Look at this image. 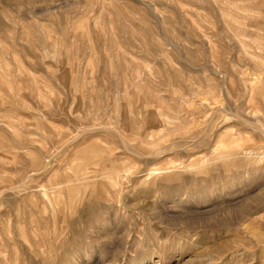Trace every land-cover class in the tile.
Returning a JSON list of instances; mask_svg holds the SVG:
<instances>
[{"label":"rangeland","instance_id":"rangeland-1","mask_svg":"<svg viewBox=\"0 0 264 264\" xmlns=\"http://www.w3.org/2000/svg\"><path fill=\"white\" fill-rule=\"evenodd\" d=\"M81 176L59 244L42 193ZM36 232L46 264H264V0H0V264Z\"/></svg>","mask_w":264,"mask_h":264},{"label":"bare ground","instance_id":"bare-ground-1","mask_svg":"<svg viewBox=\"0 0 264 264\" xmlns=\"http://www.w3.org/2000/svg\"><path fill=\"white\" fill-rule=\"evenodd\" d=\"M56 135V134H55ZM57 137V136H56ZM237 140V139H236ZM235 141V140H234ZM239 142V141H238ZM238 142H236V143H238ZM232 143H234V142H232ZM240 143V142H239ZM238 143V144H239ZM226 146V145H225ZM237 145H235L234 147H236ZM239 146V145H238ZM231 147H233V146H231ZM237 149V148H236ZM223 153V152H222ZM221 154V153H220ZM224 154V153H223ZM222 154V155H223ZM226 154V153H225ZM221 155V156H222ZM220 156V155H219ZM225 156H222V158H224ZM232 157V156H231ZM74 163V162H73ZM227 165V164H226ZM200 166V165H199ZM231 166H232V164H231ZM192 167H194V166H192ZM191 167V168H192ZM108 168V167H107ZM228 169V168H227ZM83 171V170H82ZM229 171V170H228ZM75 172H76V169H75ZM82 173V172H81ZM102 173V172H101ZM65 176V175H64ZM56 177V176H55ZM52 180V179H51ZM98 180V179H97ZM117 180V179H116ZM113 181H114V179H113ZM94 182H95V184H94ZM219 182H220V180H219ZM244 182V181H243ZM242 182V183H243ZM241 183V182H240ZM58 185H57V187H56V190H54L53 191V193H52V195H49V194H47L46 192H44V193H42V194H44L45 195V197L44 198H46V200H47V203H51L50 204V206H51V209H52V214H53V218H55L54 220H55V224H53V225H51L52 227L49 229V231L51 232V233H53V235H54V240H56L57 241V243H61V241H63L64 240V236H65V234H62L61 233V231L63 230H61V231H59L60 229L57 227V219L56 218H62V217H60V214L62 215V213H63V218L65 219H67L68 218V216H67V214L69 215V214H72L75 210H76V207L79 205V203H81V200H82V198L85 196V194H86V192L87 191H89V189L91 188H94V190L93 191H95V188L98 186H101V184H102V181L101 180H98V181H96V180H93V179H89L88 177H76V178H69V179H67L66 181H64V182H59V183H57ZM97 184V185H96ZM213 184V183H212ZM237 184V183H236ZM235 184V185H236ZM248 184V183H247ZM246 184V185H247ZM227 185V184H226ZM232 185V184H231ZM234 185V186H235ZM230 186V185H229ZM234 186H232V187H234ZM237 186V185H236ZM53 187V186H52ZM103 187V186H102ZM231 188V187H230ZM229 188V189H230ZM53 189V188H52ZM202 189V188H201ZM222 189V188H221ZM99 190L101 191V189L99 188ZM102 190H104L105 191V189L103 188ZM107 190V189H106ZM233 190V189H232ZM248 190V189H247ZM92 190H91V192H93ZM224 191V190H223ZM103 191H101V193H102ZM113 192V191H112ZM218 192V191H217ZM219 192L221 193V191L219 190ZM88 193V192H87ZM104 193V192H103ZM116 193V192H115ZM90 194H92V193H90ZM113 194V193H112ZM122 194V193H121ZM226 194V193H225ZM110 195V194H109ZM215 195V194H214ZM227 195V194H226ZM218 196V195H217ZM216 196V197H217ZM53 197V198H52ZM54 199V200H53ZM183 200V199H182ZM171 204V203H170ZM48 206V205H47ZM59 206H61V209L59 208ZM92 206V205H91ZM37 207V206H36ZM44 209V208H43ZM45 209H47V210H44L43 211V213H46L47 211H48V208L46 207ZM39 212H40V210H39ZM106 212H107V210L106 211H102L101 209H99V210H97V216L99 215V214H102V216H100V217H102V219H103V217H105V214H106ZM109 212V211H108ZM249 212V211H248ZM42 213V212H41ZM76 213V212H75ZM75 213H73V214H75ZM33 215V214H32ZM38 215V214H37ZM36 215V216H37ZM47 215H48V212H47ZM45 216V215H44ZM107 216H109V215H107ZM111 216H113V215H111ZM45 217H47V216H45ZM48 217H50V216H48ZM35 218V217H34ZM34 218H32V219H34ZM109 218H110V216H109ZM37 220V219H36ZM39 220H41V219H39ZM106 220H107V222H108V220H110V219H107L106 218ZM111 220H112V218H111ZM38 221V220H37ZM70 221V220H69ZM83 221V220H82ZM101 221V220H100ZM35 222V221H34ZM39 222V221H38ZM99 222V221H98ZM105 223V222H104ZM39 224V223H38ZM64 224V223H63ZM96 224H98V223H96ZM37 225V224H36ZM47 225V224H46ZM59 225V224H58ZM68 225V224H67ZM186 225V224H185ZM32 226H33V224H32ZM85 226V225H84ZM92 226V225H91ZM94 226H97V225H94ZM36 227V226H35ZM41 227V226H40ZM63 228H64V226H62ZM79 226H77V228H78ZM248 227V226H247ZM86 228V227H85ZM90 228V227H89ZM98 228V227H97ZM107 228V227H106ZM250 228V227H249ZM5 229H8V228H6L5 227ZM33 229H34V227H33ZM67 229V228H66ZM65 229V230H66ZM82 229V228H81ZM45 230V229H44ZM99 230V229H98ZM12 231V230H11ZM15 231V230H14ZM35 230H33V232H34ZM46 231V230H45ZM47 231H48V229H47ZM77 231V230H76ZM91 231H95L96 232V230H92V228H91ZM100 231V230H99ZM8 232V231H7ZM19 232V231H18ZM17 232V233H18ZM22 232V231H21ZM40 232V231H39ZM63 232V231H62ZM103 232V231H102ZM37 233V235L35 234V238H36V236L38 237V243L37 244H34V245H32V246H30V247H28V249L27 250H29V252L32 254V260H34V262H35V264H46V261H47V258H48V256H47V254L45 253V251H47V252H49L50 250H49V246L46 248V246L49 244V241H43L42 240V237H43V233H38V232H36ZM50 233V234H51ZM73 233V231H71L70 233H69V235L70 234H72ZM83 233L85 234L84 235V237H86V236H88V234H89V232H87V231H83ZM93 234H94V232H92ZM97 233H99L98 231H97ZM14 234V233H13ZM96 234V233H95ZM184 234V233H183ZM92 235V234H91ZM19 236V235H18ZM96 236V235H95ZM97 236H98V234H97ZM182 236V235H181ZM193 236V235H192ZM10 237V236H9ZM78 237V236H77ZM92 237H93V235H92ZM190 237V236H189ZM51 238V237H50ZM79 238V237H78ZM100 238V237H99ZM126 238V237H125ZM186 238V237H185ZM37 239V238H36ZM46 239V238H45ZM49 239V238H48ZM86 239V238H85ZM90 239L91 238H89V241H90ZM92 239H94V237L92 238ZM29 240V239H28ZM51 240V239H50ZM96 240H97V237H96ZM129 240V239H128ZM182 240V239H181ZM178 241L177 243H176V245H172V246H170L169 247V249H171V248H176L178 251L180 250L182 253H183V251H185V249L187 248V246L189 245V243L191 242V244H195L196 242L198 243L199 242V240L200 239H195L194 237H192L191 238V240L190 241ZM92 241V240H91ZM95 241V240H94ZM78 242V243H77ZM77 242H75L74 244L76 245V246H79V248L77 249V248H75V249H67V246H65V252H64V255L63 256H61V258H59L58 257V255H55V257H54V259H53V261H52V263L51 264H82V257L84 256V255H88L89 254V252H90V249L93 247V243L92 242H89V247L87 248H84L83 246H81L79 243H81V240L80 241H78L77 240ZM2 243V242H1ZM0 243V244H1ZM27 243V242H26ZM31 243V242H30ZM84 243V242H83ZM86 243H87V239H86ZM86 243H85V245H86ZM92 243V244H91ZM23 244V243H22ZM32 244V243H31ZM74 246V245H73ZM124 246V245H123ZM219 246V247H218ZM216 248H215V251H217L221 246L220 245H218ZM2 247H3V245H2ZM53 247V246H52ZM62 247V246H61ZM60 247V248H61ZM163 248V247H162ZM99 249H100V247H99ZM3 250V249H2ZM128 250V249H127ZM224 251V250H223ZM1 252H3V251H1V249H0V253ZM55 252V251H54ZM101 253H103L102 251H100ZM156 252V251H155ZM169 252V251H168ZM51 253H53V251L52 252H49V255L51 254ZM116 253V252H115ZM223 253V252H222ZM60 254V253H59ZM180 254V253H179ZM207 255H208V260H199V264L201 263V264H208V263H206L207 261H209V259L212 257V256H215V252H210V253H207ZM221 255V254H220ZM115 256V255H114ZM160 256V255H159ZM162 256V255H161ZM204 256V255H203ZM164 258H166V257H164ZM116 260V259H115ZM124 260V259H123ZM109 261V263L110 264H112L113 262H114V260H108ZM126 261V260H125ZM120 263V262H119Z\"/></svg>","mask_w":264,"mask_h":264}]
</instances>
